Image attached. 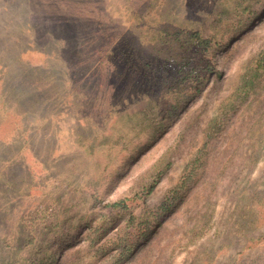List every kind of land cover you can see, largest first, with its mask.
Masks as SVG:
<instances>
[{
	"label": "rangeland",
	"instance_id": "rangeland-1",
	"mask_svg": "<svg viewBox=\"0 0 264 264\" xmlns=\"http://www.w3.org/2000/svg\"><path fill=\"white\" fill-rule=\"evenodd\" d=\"M259 238L264 0H0V264H264Z\"/></svg>",
	"mask_w": 264,
	"mask_h": 264
},
{
	"label": "trees",
	"instance_id": "trees-1",
	"mask_svg": "<svg viewBox=\"0 0 264 264\" xmlns=\"http://www.w3.org/2000/svg\"><path fill=\"white\" fill-rule=\"evenodd\" d=\"M119 205H121V202H117V203H114V204H112L111 206L112 207H117V206H119ZM260 240L262 239V240H264V238H259ZM140 244L138 243L137 245L135 244V245H133V247H134V249H136V248H140ZM122 257H124V255H122ZM120 260H121V258H113V262L112 263H114V264H118L119 262H120ZM111 263V264H112Z\"/></svg>",
	"mask_w": 264,
	"mask_h": 264
}]
</instances>
